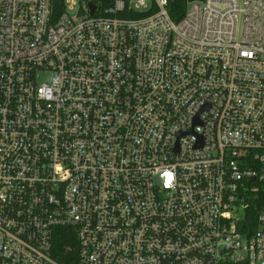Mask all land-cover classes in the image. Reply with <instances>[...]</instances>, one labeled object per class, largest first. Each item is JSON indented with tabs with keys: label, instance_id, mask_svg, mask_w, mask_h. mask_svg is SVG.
I'll list each match as a JSON object with an SVG mask.
<instances>
[{
	"label": "built area",
	"instance_id": "2783aa9c",
	"mask_svg": "<svg viewBox=\"0 0 264 264\" xmlns=\"http://www.w3.org/2000/svg\"><path fill=\"white\" fill-rule=\"evenodd\" d=\"M170 3L0 0V264H264V0Z\"/></svg>",
	"mask_w": 264,
	"mask_h": 264
},
{
	"label": "trees",
	"instance_id": "16d2710c",
	"mask_svg": "<svg viewBox=\"0 0 264 264\" xmlns=\"http://www.w3.org/2000/svg\"><path fill=\"white\" fill-rule=\"evenodd\" d=\"M106 5L110 4L111 0H102ZM176 5L174 8L169 9L171 17L175 20L180 19L186 10V0H175ZM55 9L57 12H62L65 9V0H55ZM155 11V8L149 11H131L129 14H124L128 17L141 18L150 15ZM264 208V191L259 196L257 203H252L246 210L244 221L242 222L240 229L243 232L253 233L257 228V215L259 210ZM69 227H59L54 238V255L64 264H69V261L76 256V252L67 250V246L70 244L75 245V238Z\"/></svg>",
	"mask_w": 264,
	"mask_h": 264
},
{
	"label": "water",
	"instance_id": "95a60500",
	"mask_svg": "<svg viewBox=\"0 0 264 264\" xmlns=\"http://www.w3.org/2000/svg\"><path fill=\"white\" fill-rule=\"evenodd\" d=\"M187 1L192 2V1H202V0H187ZM175 5H176L175 0H171L170 8H174ZM89 6L91 8V13L93 14L96 10V6L93 3H90Z\"/></svg>",
	"mask_w": 264,
	"mask_h": 264
}]
</instances>
